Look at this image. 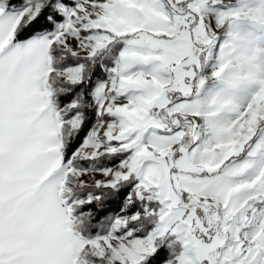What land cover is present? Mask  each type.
I'll use <instances>...</instances> for the list:
<instances>
[{"label":"snow or ice","instance_id":"6c2138e0","mask_svg":"<svg viewBox=\"0 0 264 264\" xmlns=\"http://www.w3.org/2000/svg\"><path fill=\"white\" fill-rule=\"evenodd\" d=\"M0 264H264V0H0Z\"/></svg>","mask_w":264,"mask_h":264},{"label":"rangeland","instance_id":"374dc122","mask_svg":"<svg viewBox=\"0 0 264 264\" xmlns=\"http://www.w3.org/2000/svg\"><path fill=\"white\" fill-rule=\"evenodd\" d=\"M100 178H102V177H100V176H97V179H100Z\"/></svg>","mask_w":264,"mask_h":264}]
</instances>
